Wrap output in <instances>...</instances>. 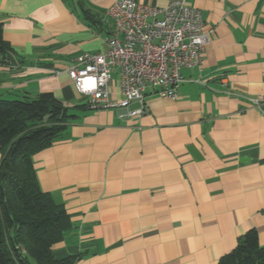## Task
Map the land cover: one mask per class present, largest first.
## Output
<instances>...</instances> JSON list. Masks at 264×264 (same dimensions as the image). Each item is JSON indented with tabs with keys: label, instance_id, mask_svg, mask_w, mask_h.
Returning a JSON list of instances; mask_svg holds the SVG:
<instances>
[{
	"label": "crops",
	"instance_id": "1",
	"mask_svg": "<svg viewBox=\"0 0 264 264\" xmlns=\"http://www.w3.org/2000/svg\"><path fill=\"white\" fill-rule=\"evenodd\" d=\"M113 1L0 0L13 47L11 63L0 64V99L50 92L74 115L33 156L41 189L72 224L54 255L79 254L73 264H217L249 228L264 244V112L253 104L264 95V0H186L210 40L201 62L182 70L177 96L147 87L140 115L125 114L135 100L89 107L66 72L118 36L105 14ZM81 6L99 12L96 23ZM110 98H120L115 68Z\"/></svg>",
	"mask_w": 264,
	"mask_h": 264
},
{
	"label": "trees",
	"instance_id": "2",
	"mask_svg": "<svg viewBox=\"0 0 264 264\" xmlns=\"http://www.w3.org/2000/svg\"><path fill=\"white\" fill-rule=\"evenodd\" d=\"M80 11L85 20L97 22L98 11L83 6ZM12 52L0 21L1 65L11 63ZM73 118L69 107L50 92L0 99V264H73L79 258L53 253V245L72 224L64 205L41 189L33 161L36 152L65 133ZM217 264H264L257 230L240 235Z\"/></svg>",
	"mask_w": 264,
	"mask_h": 264
},
{
	"label": "built area",
	"instance_id": "3",
	"mask_svg": "<svg viewBox=\"0 0 264 264\" xmlns=\"http://www.w3.org/2000/svg\"><path fill=\"white\" fill-rule=\"evenodd\" d=\"M118 36H106V48L83 52L66 72L91 108H127L135 100L140 106L126 115L145 112V90L151 87L163 98L176 97L185 78L184 68L197 66L210 40L201 10L186 0H171L164 7L135 0H114L106 9ZM118 76L120 98H110L112 69ZM264 112V95L253 99Z\"/></svg>",
	"mask_w": 264,
	"mask_h": 264
}]
</instances>
